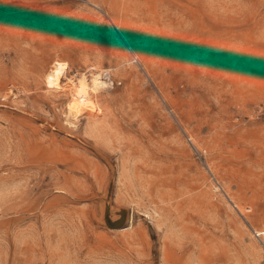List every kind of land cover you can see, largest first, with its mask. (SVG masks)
<instances>
[{"label":"rangeland","instance_id":"1","mask_svg":"<svg viewBox=\"0 0 264 264\" xmlns=\"http://www.w3.org/2000/svg\"><path fill=\"white\" fill-rule=\"evenodd\" d=\"M262 229L264 0H0V264H264Z\"/></svg>","mask_w":264,"mask_h":264},{"label":"bare ground","instance_id":"2","mask_svg":"<svg viewBox=\"0 0 264 264\" xmlns=\"http://www.w3.org/2000/svg\"><path fill=\"white\" fill-rule=\"evenodd\" d=\"M66 73L67 66L64 63L54 62L45 75L44 83L46 87L48 89L60 88L68 93V100L65 104L66 113L73 120L77 119L82 113H87L91 118L96 117L97 107L92 100L91 93L105 88L109 84V79L107 82L102 76V72L96 70L90 72L89 75L85 72L78 73L74 78L66 76ZM63 77L66 81L62 83L61 79ZM260 233L264 234V229Z\"/></svg>","mask_w":264,"mask_h":264}]
</instances>
